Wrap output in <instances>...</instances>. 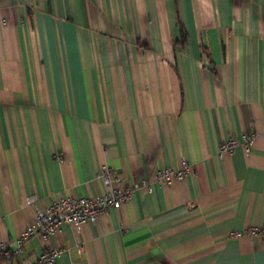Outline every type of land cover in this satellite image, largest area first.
Masks as SVG:
<instances>
[{"label":"crops","instance_id":"1","mask_svg":"<svg viewBox=\"0 0 264 264\" xmlns=\"http://www.w3.org/2000/svg\"><path fill=\"white\" fill-rule=\"evenodd\" d=\"M252 132L220 154L228 138ZM191 171L79 230L56 264H264V0H0V242L58 197ZM81 245L82 250H79Z\"/></svg>","mask_w":264,"mask_h":264},{"label":"built area","instance_id":"2","mask_svg":"<svg viewBox=\"0 0 264 264\" xmlns=\"http://www.w3.org/2000/svg\"><path fill=\"white\" fill-rule=\"evenodd\" d=\"M254 142L252 132L244 133L241 140L228 138L220 145V154L223 152L232 153L235 147L242 144L246 152H249ZM191 171V167L182 161V166L175 168L158 169L152 181L141 179L139 183L128 185L120 189L116 186L120 178L116 175L115 170L103 165L97 175L106 188L101 195L92 197H58L52 200L48 205L36 210L34 222L28 225L13 243L0 242V255L5 260L18 258L21 255L25 243L37 235L47 241L57 233L62 224H68L79 230L86 222H95L97 218L105 211L114 208L118 209L131 199V193L135 189H143L147 192L152 191V182L158 184H168L174 180H181ZM247 233L258 235L264 234V227H249ZM79 250H82L79 245ZM61 250L43 249L37 260L30 264H56Z\"/></svg>","mask_w":264,"mask_h":264},{"label":"trees","instance_id":"3","mask_svg":"<svg viewBox=\"0 0 264 264\" xmlns=\"http://www.w3.org/2000/svg\"><path fill=\"white\" fill-rule=\"evenodd\" d=\"M1 256V255H0ZM2 257V256H1ZM3 258V257H2ZM4 259V258H3Z\"/></svg>","mask_w":264,"mask_h":264}]
</instances>
